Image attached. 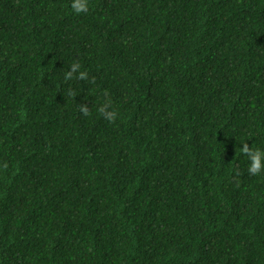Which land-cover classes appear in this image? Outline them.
<instances>
[{"label":"trees","instance_id":"16d2710c","mask_svg":"<svg viewBox=\"0 0 264 264\" xmlns=\"http://www.w3.org/2000/svg\"><path fill=\"white\" fill-rule=\"evenodd\" d=\"M70 5L0 0V264H264V0Z\"/></svg>","mask_w":264,"mask_h":264},{"label":"clouds","instance_id":"9594fccd","mask_svg":"<svg viewBox=\"0 0 264 264\" xmlns=\"http://www.w3.org/2000/svg\"><path fill=\"white\" fill-rule=\"evenodd\" d=\"M72 11L74 13H81L87 11V0H71L70 5ZM71 71L65 72V79H69L73 76V74H76V77L80 80H83L86 78L87 73L84 71H79V65L77 63H73L70 66ZM109 107V102L105 101L99 108L98 112L103 114L105 119H107L109 122L113 121L116 117L115 111H106V109ZM81 111L88 115L87 108L85 106H81ZM240 152L244 154H248L249 164H248V172L251 175H255L259 173L262 168H264V151L260 149H255L250 152L249 147L246 143L242 144L240 147ZM6 166V165H0V167Z\"/></svg>","mask_w":264,"mask_h":264}]
</instances>
